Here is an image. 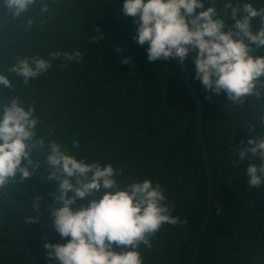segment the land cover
Returning a JSON list of instances; mask_svg holds the SVG:
<instances>
[{"label": "trees", "instance_id": "obj_1", "mask_svg": "<svg viewBox=\"0 0 264 264\" xmlns=\"http://www.w3.org/2000/svg\"><path fill=\"white\" fill-rule=\"evenodd\" d=\"M215 2L223 15L226 0ZM236 2L264 7V0ZM44 3L49 11L40 13ZM123 3L40 0L21 17H14L0 0V72L7 73L17 57L50 59L56 51H80L83 57L54 59L47 72L28 84L22 76L9 74L13 88L0 86V101L19 97L26 107L36 109L38 136L55 140L78 159L122 169L116 177L121 188L144 179L159 183L171 215L181 223L162 225L151 238V248L141 244L143 264H191L209 200L196 100L174 58L148 60V45L133 39L137 29L133 18L119 15ZM226 19L232 23L230 16ZM29 20L33 21L30 29ZM194 56L187 63L204 107L215 189L197 264H264V189L251 188L245 175L251 163L261 161L237 163L239 156L234 154L239 146L247 147L250 137L264 132L259 121L264 118V88L259 89L260 96L234 104L226 92L210 93L194 79ZM124 57H130V62L123 63ZM44 169L42 164L34 176L23 181L17 177L0 188V264H49L45 240L67 243L70 239L51 228L55 189ZM36 198L40 209L34 207ZM87 203V198L78 199L74 207ZM34 215L40 220L25 223L27 216Z\"/></svg>", "mask_w": 264, "mask_h": 264}, {"label": "clouds", "instance_id": "obj_2", "mask_svg": "<svg viewBox=\"0 0 264 264\" xmlns=\"http://www.w3.org/2000/svg\"><path fill=\"white\" fill-rule=\"evenodd\" d=\"M39 2L4 0L14 17H21ZM208 4L205 7V0H124L119 15L133 18L137 25L133 39L139 45H148L150 62L176 57L187 61L189 52L198 48V54L192 57L194 79L208 92H226L229 101L243 104L248 97L260 96L259 89L264 88V7L226 0L222 15L215 0H208ZM48 11L49 6L44 3L40 13ZM229 16L231 24L226 19ZM32 24L29 20L27 28ZM253 27L259 31L253 32ZM61 57L69 61L83 59L80 51L52 52L50 59L17 57L7 73L0 72V86L13 88L9 74L22 76L28 84L47 72L52 60ZM130 60L124 57L122 62ZM35 111L34 106L26 107L17 96L0 101V188L16 182L17 177L26 180L42 164L45 166L46 179L55 189L51 228L64 239L70 237L67 243L45 240L49 264H143L141 244L151 248V238L162 225L181 223L179 217L171 215L163 187L144 179L121 188L116 177L122 169L111 163L78 159L55 140L38 136L39 118ZM259 121L264 124V118ZM78 145L75 140L73 147ZM234 154L239 156L237 163L261 161L251 163L245 175L251 188L264 189V132L250 137L247 147L239 146ZM84 198L89 203L74 207L78 199ZM34 207L40 209L39 198ZM38 220V215L27 216L25 223ZM118 247L123 250L117 251Z\"/></svg>", "mask_w": 264, "mask_h": 264}, {"label": "water", "instance_id": "obj_3", "mask_svg": "<svg viewBox=\"0 0 264 264\" xmlns=\"http://www.w3.org/2000/svg\"><path fill=\"white\" fill-rule=\"evenodd\" d=\"M259 28L258 27H253V32H258ZM198 54V48L193 49L189 52V56L196 55ZM178 65L181 67L182 72L184 74V79L187 83V86L194 96L196 100V108H197V125L199 129V134L201 137V141L203 144V153H204V161H205V166L208 174V179H209V200H208V206H207V212L204 217V220L202 221L196 237H195V254L194 258L191 264H197L198 258L200 255V240L201 236L208 224V221L210 219L212 209H213V201H214V194H215V189H214V180H213V172L211 169V164H210V158H209V151L206 143V138H205V133H204V126H203V116H204V107L202 104V100L197 93V90L193 86V82L191 80V75H190V68L188 66L187 61H181L179 57L174 58Z\"/></svg>", "mask_w": 264, "mask_h": 264}]
</instances>
